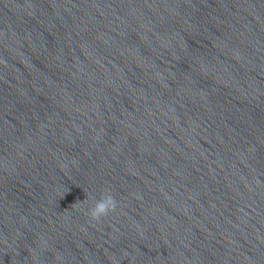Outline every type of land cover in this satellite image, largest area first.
Masks as SVG:
<instances>
[{"label": "clouds", "instance_id": "9594fccd", "mask_svg": "<svg viewBox=\"0 0 264 264\" xmlns=\"http://www.w3.org/2000/svg\"><path fill=\"white\" fill-rule=\"evenodd\" d=\"M73 163H75V161H73ZM75 204H73L72 207ZM116 207L117 201L115 197L108 189H105L102 192L100 199L97 200L94 205L88 209L87 215L92 221L99 222L101 218L108 216V214L111 212H114L116 210Z\"/></svg>", "mask_w": 264, "mask_h": 264}]
</instances>
